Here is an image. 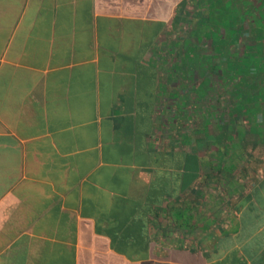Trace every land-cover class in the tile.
<instances>
[{"label":"crops","instance_id":"1","mask_svg":"<svg viewBox=\"0 0 264 264\" xmlns=\"http://www.w3.org/2000/svg\"><path fill=\"white\" fill-rule=\"evenodd\" d=\"M205 1L0 0V264H264V0Z\"/></svg>","mask_w":264,"mask_h":264},{"label":"flooded vegetation","instance_id":"2","mask_svg":"<svg viewBox=\"0 0 264 264\" xmlns=\"http://www.w3.org/2000/svg\"><path fill=\"white\" fill-rule=\"evenodd\" d=\"M235 1V3H237V0H234ZM206 2V1H205ZM247 2V1H246ZM249 2V5L250 6H252L253 5V2L251 1V0H249L248 1ZM203 5V4H202ZM196 9V8H195ZM232 10V9H231ZM247 17H249V19H248V24H246V26H249L250 25V23L252 24L253 23V19H252V16L251 15H249V14H247V16L246 17H243L244 19L245 18H247ZM201 18H203L202 16H200V11H193L192 12V20L191 21H193L194 19L195 20H197V21H200V22H202V19ZM206 32V31H205ZM204 32V33H205ZM235 40V38H233L232 39V43H234L233 41ZM246 41H245V44H247V38L245 39ZM207 41L209 42V43H211V44H213L214 45V41H216V39L214 38V34L212 33V32H210V33H208L207 34ZM241 42V38L239 39V41L237 42V44L238 43H240ZM242 50H243V48H242ZM218 60L219 59H216V60H214L215 62H218ZM217 65H219V64H217ZM220 66V65H219ZM219 66H217V68H214L213 70H214V72H213V74L216 76V77H218L221 73H222V71H220V69H219ZM220 68H221V66H220ZM221 70H222V68H221Z\"/></svg>","mask_w":264,"mask_h":264},{"label":"rangeland","instance_id":"3","mask_svg":"<svg viewBox=\"0 0 264 264\" xmlns=\"http://www.w3.org/2000/svg\"><path fill=\"white\" fill-rule=\"evenodd\" d=\"M215 68H217V66H215ZM219 69H220V71H222L221 70V68H220V66H219ZM200 74V73H199ZM196 102H200V97H199V99L198 100H196ZM203 103L204 102H200V104L198 105V111L200 112V113H202V109H203ZM213 106H214V112H216V111H219L220 109H221V106H219V107H217L215 104H213ZM209 115V114H208ZM209 116H211V115H209ZM230 149H231V147H230ZM216 154H214L213 156H215ZM213 165H214V170H216L217 168V164L216 163H213ZM216 168V169H215Z\"/></svg>","mask_w":264,"mask_h":264},{"label":"trees","instance_id":"4","mask_svg":"<svg viewBox=\"0 0 264 264\" xmlns=\"http://www.w3.org/2000/svg\"><path fill=\"white\" fill-rule=\"evenodd\" d=\"M261 0H259V1H257V2H260ZM201 2H202V4H204L205 3V0H201ZM263 5H264V3H263ZM262 5V6H263ZM250 14V13H249ZM248 19H249V17H247L246 18V24H248ZM246 36H243V34L239 37V38H245Z\"/></svg>","mask_w":264,"mask_h":264}]
</instances>
